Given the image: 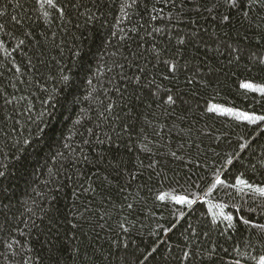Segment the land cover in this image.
<instances>
[{
	"label": "trees",
	"instance_id": "16d2710c",
	"mask_svg": "<svg viewBox=\"0 0 264 264\" xmlns=\"http://www.w3.org/2000/svg\"><path fill=\"white\" fill-rule=\"evenodd\" d=\"M0 13V264L264 260V0Z\"/></svg>",
	"mask_w": 264,
	"mask_h": 264
},
{
	"label": "snow or ice",
	"instance_id": "6c2138e0",
	"mask_svg": "<svg viewBox=\"0 0 264 264\" xmlns=\"http://www.w3.org/2000/svg\"><path fill=\"white\" fill-rule=\"evenodd\" d=\"M49 2H50V0H49ZM256 2H257V0H252V4H255ZM227 3L229 4L230 7H234V6L237 5V0H227ZM0 15H2V13H0ZM225 20H226V18H225ZM245 87H248V86L246 85ZM261 93L264 94V90H261ZM168 103H172V101L169 100ZM212 111H216V109H212ZM245 119L251 120V121H254V122H258V121H256L255 117H245ZM216 183L219 185V184H221V181L219 179H217ZM260 194L262 196H264V191H261ZM160 199L163 200L164 197L161 196ZM175 202L178 203V204H181V203L192 204V203H194V201H190V200L189 201H184L182 199H178ZM224 219H226L227 221L230 222L232 220V217L231 216H225ZM261 264H264V261H261Z\"/></svg>",
	"mask_w": 264,
	"mask_h": 264
},
{
	"label": "rangeland",
	"instance_id": "374dc122",
	"mask_svg": "<svg viewBox=\"0 0 264 264\" xmlns=\"http://www.w3.org/2000/svg\"><path fill=\"white\" fill-rule=\"evenodd\" d=\"M262 57H264V56H262ZM262 261H264V260H262ZM260 264H261V261H260Z\"/></svg>",
	"mask_w": 264,
	"mask_h": 264
}]
</instances>
